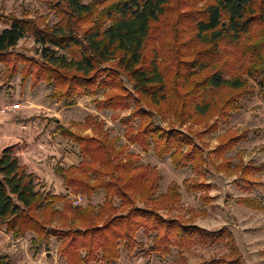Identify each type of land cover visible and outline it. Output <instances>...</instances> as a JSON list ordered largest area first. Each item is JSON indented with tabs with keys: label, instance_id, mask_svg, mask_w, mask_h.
I'll list each match as a JSON object with an SVG mask.
<instances>
[{
	"label": "trees",
	"instance_id": "trees-1",
	"mask_svg": "<svg viewBox=\"0 0 264 264\" xmlns=\"http://www.w3.org/2000/svg\"><path fill=\"white\" fill-rule=\"evenodd\" d=\"M41 1L57 16L55 24L40 23L27 14L0 13V19L10 22L0 28V64H5L11 75L17 74L11 53H22L15 51L18 42L33 37L42 61L20 56L26 63L22 83L31 76L33 85L40 81L53 84V99L65 100L68 105L76 97L99 91L105 95L100 108L125 110L134 100L132 115L139 119V126L128 127L130 143L145 152L152 148L160 158L169 154L177 169L191 165L199 177L186 179L185 185L196 192L209 190L211 185L199 179L207 164L204 146L190 132L159 125L144 106L174 115L181 123L204 124L213 131L217 124L209 123L212 119L229 118L240 109V100L253 93L255 88L246 77L256 81L264 98V0ZM157 53L174 54L164 64ZM112 59H116L113 66L103 65ZM126 82H132V88ZM87 121L84 125L89 124ZM59 130L77 143L83 160L68 167L56 163L53 170L72 192L91 197L104 189V211L94 215L92 205L74 206L67 195L40 187L36 174L20 163L17 145H9L0 151V226H5L14 240L32 233V241L41 245L57 234L63 239L58 255L67 264H114L121 256L120 243L129 254L135 252L140 229L155 233L147 251L160 256L169 255L172 247L181 253L195 244L216 243L230 235L227 227L211 231L135 205L138 197L149 198L157 187L156 170L136 166L139 154L123 160L126 147L116 149V139L107 133L100 138L77 135L66 127ZM246 139L245 132L229 135L220 140L213 153L223 161L228 150ZM211 164L217 170L230 169L223 162ZM233 171L249 181L264 171V163H241ZM91 173L96 175L93 179ZM116 195L123 212L112 215L101 226L94 225L114 210ZM177 197V186L173 185L158 197V204L171 207ZM58 202H63V210L55 207ZM238 202L264 209L258 198L240 197ZM56 218L62 224L75 218L87 227L52 229L50 224ZM231 247V259L210 264H241L239 247L234 241ZM10 261L8 255H0V264ZM175 264L192 263L184 259Z\"/></svg>",
	"mask_w": 264,
	"mask_h": 264
},
{
	"label": "rangeland",
	"instance_id": "rangeland-1",
	"mask_svg": "<svg viewBox=\"0 0 264 264\" xmlns=\"http://www.w3.org/2000/svg\"><path fill=\"white\" fill-rule=\"evenodd\" d=\"M89 1L91 0H80L81 3ZM0 13L19 17L27 14L40 23L45 22L50 25L58 21L49 5L41 0H0ZM9 25L10 22L0 19V28ZM15 51L22 52L11 53L17 65V74L11 75L7 66L0 64V106L8 102L20 101L22 107L16 112L0 117V151L16 144L20 163H28V171L32 170L36 174L40 187L52 193L67 195V199H70L74 206L92 205L94 215H100L104 211L106 191L100 189L91 197L74 191L71 194L67 193V188L60 182L62 179L53 170V164L61 163L68 167L73 164L78 165L83 160L77 143L63 137L60 127H66L81 136L103 138V133H107L109 138L116 139L114 141L116 149L126 147L121 156L123 160H127L133 154H139L140 157L135 161V165L149 166L151 171L157 172V187L152 190L149 198L142 200L138 197L135 205L155 209L163 217L178 218L211 231L227 227L230 233L216 243L207 245L198 243L191 248L181 250V253L179 249L172 247L169 255L160 256L147 251L152 245L155 233L148 234L140 229L136 235L139 245L135 252L129 254L123 243H120L121 256L114 264H175L184 259L192 264L207 262L210 264L213 260L219 262L220 259L228 260L234 256L232 241L237 244L242 254L241 264H264V209L256 210L238 202L240 197H254L264 205V171L253 175L249 181H246L240 172L233 171L234 167L241 163H264V98L259 93L260 86L256 85L255 80L245 78L249 81V85L255 88L253 93L240 100V109L233 111L229 118L212 119L209 123L217 124V129L213 131L204 124L181 123L174 115L162 114L156 107L144 106L154 114L159 125L167 128L174 126L190 132L195 141L204 146L207 164L204 166V176L199 179L209 183L211 188L205 192H196L185 185L186 179L199 177L191 165L177 169L169 154L160 158L152 148L145 152L139 145L130 143L127 136L128 127L137 129L139 126V119L132 115L135 108L134 100L129 101L128 109L112 110L99 107L105 97L103 91L76 97L71 105L65 100L53 99L51 96L54 91L53 84L40 81L33 85L31 76L22 83L24 76L22 69L25 68L26 63L21 62L20 56L42 61V53L38 50L33 37L27 36L21 39ZM173 54L157 53L164 64L169 63ZM115 62L116 59H112L103 65L113 66ZM213 68L214 66L209 67L205 73ZM126 83L132 88V82ZM88 117L91 118L87 121ZM86 121L89 122L90 127L89 124L84 125ZM244 132L247 139L239 141L235 148L228 150L224 154L223 161L216 157L213 149L222 138ZM201 133L203 135L198 138V134ZM211 162L217 164L223 162L226 163L224 165L226 167L229 164L230 169L217 170ZM40 174H44L45 177L39 176ZM95 176L91 173V179ZM173 185L177 186V200L172 202L171 207L170 204L160 206L158 197L167 194ZM120 204L119 197L114 196V210L106 214L102 221H96L94 225L101 226L112 215H120L123 212L119 208ZM55 207L63 210V202L56 203ZM50 227L56 230L70 228L84 230L87 225L75 218L69 223L62 224L56 218ZM33 237L34 234L27 233L19 242V249L15 250L11 233L6 231L5 226H0V255H8L11 259L10 264H67L58 255L63 239L57 234L48 243L41 245H36L32 241Z\"/></svg>",
	"mask_w": 264,
	"mask_h": 264
},
{
	"label": "built area",
	"instance_id": "built-area-1",
	"mask_svg": "<svg viewBox=\"0 0 264 264\" xmlns=\"http://www.w3.org/2000/svg\"><path fill=\"white\" fill-rule=\"evenodd\" d=\"M21 107H22V103L20 101L8 102V103L0 106V117L1 116H7L10 113L16 112L17 110H20ZM23 238H25V236H21L12 242L15 250L19 249V247H18L20 245L19 242L22 241Z\"/></svg>",
	"mask_w": 264,
	"mask_h": 264
},
{
	"label": "crops",
	"instance_id": "crops-1",
	"mask_svg": "<svg viewBox=\"0 0 264 264\" xmlns=\"http://www.w3.org/2000/svg\"><path fill=\"white\" fill-rule=\"evenodd\" d=\"M25 128H26V125L24 126V129H25ZM22 164H25L26 166L28 165V163H26V162H23ZM53 165H54V164H53ZM28 169H29V168H28ZM29 172H33V171L31 170V171H29ZM39 176H42V177L44 176V177H45L44 174H43V175L40 174ZM60 182H61L62 185L64 184V183H62L63 181H60ZM63 186H64V185H63ZM65 187H66V186H65ZM66 188H67V187H66ZM65 190H66V189H65ZM66 192H67V193H70V194L72 193V191H71L70 189H68V188H67Z\"/></svg>",
	"mask_w": 264,
	"mask_h": 264
}]
</instances>
